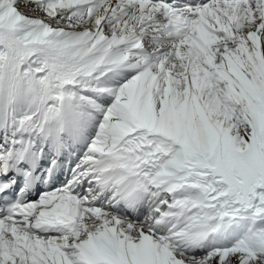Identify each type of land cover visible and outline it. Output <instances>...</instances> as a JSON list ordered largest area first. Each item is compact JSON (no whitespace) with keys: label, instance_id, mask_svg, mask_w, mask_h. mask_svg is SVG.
<instances>
[{"label":"snow or ice","instance_id":"snow-or-ice-1","mask_svg":"<svg viewBox=\"0 0 264 264\" xmlns=\"http://www.w3.org/2000/svg\"><path fill=\"white\" fill-rule=\"evenodd\" d=\"M0 0V264H264V0Z\"/></svg>","mask_w":264,"mask_h":264},{"label":"bare ground","instance_id":"bare-ground-1","mask_svg":"<svg viewBox=\"0 0 264 264\" xmlns=\"http://www.w3.org/2000/svg\"><path fill=\"white\" fill-rule=\"evenodd\" d=\"M16 6L18 7V9L20 11H25V10L27 11L28 8H29V10H31V12L33 11V9L28 5V0H20V2ZM38 13H41L42 14L41 16H43V13L39 12V11H35V15H32V16L31 15H26V16H29L30 18H36L37 17L36 14H38Z\"/></svg>","mask_w":264,"mask_h":264},{"label":"rangeland","instance_id":"rangeland-1","mask_svg":"<svg viewBox=\"0 0 264 264\" xmlns=\"http://www.w3.org/2000/svg\"><path fill=\"white\" fill-rule=\"evenodd\" d=\"M22 13H24V15H35V11L33 10L32 12H31V10H29V8H28V10L26 11H21ZM37 15V17H40L42 14L41 13H38V14H36ZM40 15V16H39ZM42 17V16H41Z\"/></svg>","mask_w":264,"mask_h":264}]
</instances>
